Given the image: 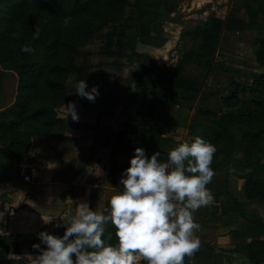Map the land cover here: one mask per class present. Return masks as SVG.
<instances>
[{
    "label": "trees",
    "instance_id": "16d2710c",
    "mask_svg": "<svg viewBox=\"0 0 264 264\" xmlns=\"http://www.w3.org/2000/svg\"><path fill=\"white\" fill-rule=\"evenodd\" d=\"M128 5V0H0V76L6 71L16 76L13 97L0 104V166L4 165L1 160L4 157L11 162L25 153L31 138L38 134L37 127L63 131V119L57 118L49 105L75 102L69 91L76 89L68 86V80L87 82L92 77L87 61L79 59L82 47L103 27L120 22ZM239 5L249 11L247 20L230 12L224 16L210 13L192 29L181 31V34H189L195 45L180 51L168 67L158 64L146 51L137 52L141 58L135 84L143 89L144 97H148L141 100L137 114L155 119L153 113L159 103L168 109L175 104H190L199 94L206 76L216 66L223 65L216 60L215 53L226 28L263 30L253 37L252 52L255 66L264 68V21L257 22L250 14H258L259 7L264 13V0H240ZM174 9V0H134L130 12L131 19L136 21V31L130 37V46L133 48L137 40L158 46L161 41H156L152 24H158L162 16L168 17ZM65 18H70L67 25L63 22ZM37 27L40 36L33 40L32 34ZM25 44L35 48V54L21 52L20 46ZM188 64L196 66L198 71L188 72ZM241 72L246 79L227 81L230 91L221 95L223 108L217 112L197 106L186 126L189 142L200 136L217 149L211 165L215 172L212 183L219 181L217 174L221 167L234 160V152H241V157L235 161L243 170L239 174L243 180L240 195L247 199L246 205L260 206L262 213L253 210L250 214L245 205L236 211L231 205H225L222 211L229 217L242 216L240 228L234 231L243 232L249 238L242 248L249 249L251 264H264V240L260 238L264 234V159L258 160L264 151V70ZM198 100L201 103V99ZM168 140L156 125H152L146 135L130 137L126 147L133 152L136 147H141L147 156H151L156 152L157 142ZM110 160L111 174L120 172L122 175L129 166L126 163L120 168L114 153ZM2 180L0 174V182ZM224 181L209 187L216 202L225 192ZM107 206L108 202L103 209ZM217 212L215 206L212 217L219 221L221 217ZM106 228V234H112L110 243L115 244L114 226ZM233 248L241 247L235 244ZM8 252V237L0 233V264H12ZM138 264L147 262L141 259ZM185 264L223 262L221 254L210 245L201 244L193 257H185Z\"/></svg>",
    "mask_w": 264,
    "mask_h": 264
},
{
    "label": "rangeland",
    "instance_id": "374dc122",
    "mask_svg": "<svg viewBox=\"0 0 264 264\" xmlns=\"http://www.w3.org/2000/svg\"><path fill=\"white\" fill-rule=\"evenodd\" d=\"M128 1L129 5L124 18L118 23L103 27L82 47V55L79 59L87 61L89 71L92 73L91 79L85 82L88 85L86 90H91L95 86L99 93L94 102L76 95V90L69 91L70 96L75 100L78 121H73L71 116L65 119L63 106H67L69 101L50 104L54 115L63 119L65 123L63 131L60 132L57 129L46 131L37 127L36 133L38 134L31 138L21 157L13 158L11 162L7 161L5 157L1 159L4 165L0 166V174L3 175V180L0 182V195L16 190L34 191L39 188V185L41 187L42 184L36 174L38 175L39 167L41 169L42 166L41 157H44L42 149L35 146V153L32 154V150L29 151L28 148L31 143H33L31 146L34 147L35 143L42 142L45 146H54L56 150L53 152L58 153L57 147L64 145V142L59 138L66 135L73 137L66 141L67 144L72 146L77 143L78 145L77 158L72 157L74 159L70 165L77 170V178L73 180V183L76 184L74 188L84 195L81 197L82 201L96 203L98 196L102 194L99 186L109 185L107 181L111 182L110 185L115 181L121 186L119 183L120 172L113 174L109 172L110 155L115 152V161L117 164L119 163L120 168L129 163L130 159L124 156V153L130 137L146 135L148 127L156 125L159 131L169 139L164 142L159 141L155 146L156 152L160 153L159 160L167 162V154L170 149L178 146L179 143L189 142L186 123L197 106L218 112L220 108L224 107L222 93L230 91L227 81L231 78L246 79V75L241 70H264L263 67L255 66L252 52V39L259 33L261 34L263 30L241 31L238 28H226L220 37L215 53L216 60L222 62L223 65L216 66L206 76L199 94L190 104H175L171 108L169 107V110L166 105L159 103L158 109L153 113L155 119L137 114L136 108L141 100L148 98L144 97L143 89L135 84L137 67L141 58L138 51L148 52L158 64L168 67L175 61L180 51L195 45L194 39L189 34H181V31L192 29L210 13L224 16L230 12L246 20L250 15L249 11L239 5L240 0H174L175 9L169 13V16H162L158 24H152L154 37L156 41H161L160 44L158 46L145 45L137 40L132 48L129 40L136 31V21L131 19L130 12L134 0ZM262 9V7L258 8V14L250 13L255 16L257 22L264 21ZM186 69L192 73L198 71L197 67L192 64H188ZM15 84L16 76L13 72L6 71L0 76V104L11 100ZM77 84L78 82L73 78L68 80L69 87L76 89ZM199 98L201 103H199ZM37 138L39 140H35ZM129 152L131 156L134 153ZM234 156L232 162L221 167L217 174L219 181L214 180V183L211 182L207 185L208 188L213 187L225 180V187H223L225 192L221 194L219 201L214 200L209 206L201 207L194 213L195 222L200 225L199 230H196L194 234L200 239L201 244L210 245L221 254L223 264H251L248 255L249 249L242 248L249 238L243 232L234 231V229L240 228L242 216L229 217L222 211L225 205H231L234 210L245 205L250 214L253 210L257 214L262 213L260 206L253 208V204L246 205L247 199L240 195L243 180L239 174L243 170L238 167L235 161L241 157V152L235 151ZM24 158L37 161L35 162L37 171L35 169L33 182H23L18 174L17 162ZM263 159L264 151L261 152L258 160L262 161ZM111 194L110 190L104 194L103 207ZM215 206L218 210L217 215L221 217L219 221L212 217ZM260 238L264 240V234ZM235 244L240 245L241 248L234 250ZM192 262L199 263L197 260Z\"/></svg>",
    "mask_w": 264,
    "mask_h": 264
},
{
    "label": "clouds",
    "instance_id": "9594fccd",
    "mask_svg": "<svg viewBox=\"0 0 264 264\" xmlns=\"http://www.w3.org/2000/svg\"><path fill=\"white\" fill-rule=\"evenodd\" d=\"M70 18H65V25ZM37 27L32 39H39ZM20 51L35 54L30 44ZM84 80L78 82L75 94L94 102L99 94ZM64 107L65 119L78 121L76 105ZM217 149L200 136L169 150L167 162L159 160L160 153L151 156L136 147L120 178L119 190L112 188L108 206L94 211L85 202L77 203L74 215L64 217L62 236L38 233L45 247L33 244L38 251L28 255L30 264H185L193 257L201 242L195 236L200 225L194 213L214 202L208 184L215 172L211 165ZM2 218V215H0ZM49 217L44 223L52 222ZM113 225L117 242L110 243L112 234L106 226Z\"/></svg>",
    "mask_w": 264,
    "mask_h": 264
},
{
    "label": "crops",
    "instance_id": "0c3cea01",
    "mask_svg": "<svg viewBox=\"0 0 264 264\" xmlns=\"http://www.w3.org/2000/svg\"><path fill=\"white\" fill-rule=\"evenodd\" d=\"M63 134L65 135V133ZM70 138L73 137L65 135V137L59 138L64 142V145L57 147L58 153L53 152L56 150L54 146H45L42 142H38L32 147L33 143H31L28 150H32V154H34L35 146H37L42 149L44 156L41 157V169L39 167V173L36 174L37 179L42 184L41 187L39 185V188L34 191L16 190L0 195V215H2L0 233L8 237V257L12 264H30L27 256L38 254L32 245L40 244L41 248L45 247L38 238L39 232L46 231L49 234L62 236L65 231L64 227L62 225L56 227V225L61 224L64 217L75 214L77 203L85 202L92 210L101 211L104 205V194L109 190L112 192V188L119 190L122 187L115 181L112 185H110V181H107L109 185L102 184L99 186L102 194L98 196L96 203L91 204L86 200L82 201L81 197L84 195L76 191L74 188L76 184L73 183V180L77 178V170L70 166L72 159L77 158L78 145L77 143L72 146L67 144L66 141ZM125 149L124 156L130 159L132 157L130 150ZM37 159L40 160V158ZM29 160L37 162L33 159ZM71 187L72 189H70ZM49 217L53 218L52 222L44 223V220Z\"/></svg>",
    "mask_w": 264,
    "mask_h": 264
},
{
    "label": "built area",
    "instance_id": "2783aa9c",
    "mask_svg": "<svg viewBox=\"0 0 264 264\" xmlns=\"http://www.w3.org/2000/svg\"><path fill=\"white\" fill-rule=\"evenodd\" d=\"M18 174L24 182H32L35 173V162L28 159H20L17 162Z\"/></svg>",
    "mask_w": 264,
    "mask_h": 264
},
{
    "label": "water",
    "instance_id": "95a60500",
    "mask_svg": "<svg viewBox=\"0 0 264 264\" xmlns=\"http://www.w3.org/2000/svg\"><path fill=\"white\" fill-rule=\"evenodd\" d=\"M231 110H233V108H231Z\"/></svg>",
    "mask_w": 264,
    "mask_h": 264
}]
</instances>
